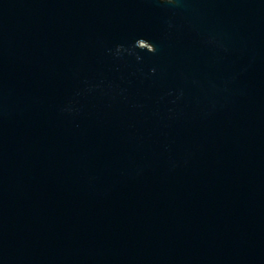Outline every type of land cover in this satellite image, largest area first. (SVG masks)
<instances>
[{
  "label": "water",
  "instance_id": "water-1",
  "mask_svg": "<svg viewBox=\"0 0 264 264\" xmlns=\"http://www.w3.org/2000/svg\"><path fill=\"white\" fill-rule=\"evenodd\" d=\"M0 264H264V0H0Z\"/></svg>",
  "mask_w": 264,
  "mask_h": 264
},
{
  "label": "clouds",
  "instance_id": "clouds-1",
  "mask_svg": "<svg viewBox=\"0 0 264 264\" xmlns=\"http://www.w3.org/2000/svg\"><path fill=\"white\" fill-rule=\"evenodd\" d=\"M161 2H164V0H161ZM168 3H174L175 0H167Z\"/></svg>",
  "mask_w": 264,
  "mask_h": 264
}]
</instances>
